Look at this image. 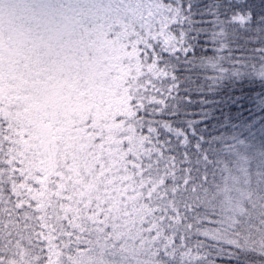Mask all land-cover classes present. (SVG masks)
I'll list each match as a JSON object with an SVG mask.
<instances>
[{
  "label": "snow or ice",
  "instance_id": "6c2138e0",
  "mask_svg": "<svg viewBox=\"0 0 264 264\" xmlns=\"http://www.w3.org/2000/svg\"><path fill=\"white\" fill-rule=\"evenodd\" d=\"M0 264H264V0H0Z\"/></svg>",
  "mask_w": 264,
  "mask_h": 264
},
{
  "label": "trees",
  "instance_id": "16d2710c",
  "mask_svg": "<svg viewBox=\"0 0 264 264\" xmlns=\"http://www.w3.org/2000/svg\"><path fill=\"white\" fill-rule=\"evenodd\" d=\"M240 179H242V177H240V176H238V175H236V174L234 173L232 179H231L229 182H230V183H233V182H235V181H237V180H240Z\"/></svg>",
  "mask_w": 264,
  "mask_h": 264
}]
</instances>
